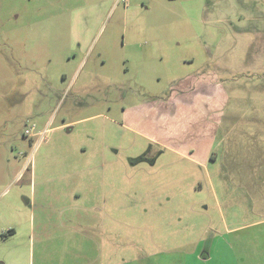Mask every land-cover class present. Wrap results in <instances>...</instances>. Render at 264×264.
<instances>
[{
    "label": "rangeland",
    "instance_id": "obj_1",
    "mask_svg": "<svg viewBox=\"0 0 264 264\" xmlns=\"http://www.w3.org/2000/svg\"><path fill=\"white\" fill-rule=\"evenodd\" d=\"M208 74V166L123 128ZM0 264H264V0H0Z\"/></svg>",
    "mask_w": 264,
    "mask_h": 264
},
{
    "label": "crops",
    "instance_id": "obj_2",
    "mask_svg": "<svg viewBox=\"0 0 264 264\" xmlns=\"http://www.w3.org/2000/svg\"><path fill=\"white\" fill-rule=\"evenodd\" d=\"M208 105L225 106L220 82L212 74L188 76L176 81L164 96H147L138 104L123 108L122 126L146 143L174 151L195 164L208 166L213 142L208 132ZM186 122L191 129L187 134ZM208 248L212 250L213 246ZM205 254L201 255V260L212 258L210 252Z\"/></svg>",
    "mask_w": 264,
    "mask_h": 264
},
{
    "label": "built area",
    "instance_id": "obj_3",
    "mask_svg": "<svg viewBox=\"0 0 264 264\" xmlns=\"http://www.w3.org/2000/svg\"><path fill=\"white\" fill-rule=\"evenodd\" d=\"M122 1L126 3V2H128L129 0H122ZM26 134H27V135L30 134L28 130L26 131Z\"/></svg>",
    "mask_w": 264,
    "mask_h": 264
},
{
    "label": "flooded vegetation",
    "instance_id": "obj_4",
    "mask_svg": "<svg viewBox=\"0 0 264 264\" xmlns=\"http://www.w3.org/2000/svg\"><path fill=\"white\" fill-rule=\"evenodd\" d=\"M143 160H144V159H143ZM144 161H146V159H145Z\"/></svg>",
    "mask_w": 264,
    "mask_h": 264
}]
</instances>
